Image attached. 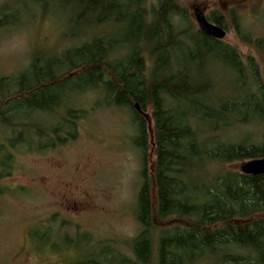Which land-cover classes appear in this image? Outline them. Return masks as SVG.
<instances>
[{
	"label": "trees",
	"instance_id": "16d2710c",
	"mask_svg": "<svg viewBox=\"0 0 264 264\" xmlns=\"http://www.w3.org/2000/svg\"><path fill=\"white\" fill-rule=\"evenodd\" d=\"M147 4L58 0L71 28L67 36L88 40L59 54L34 51L22 73L0 79V127L14 134L0 144V179L11 169L7 150L43 152L75 141L87 111L72 104L94 92L106 107L127 109L132 116V145L140 155L135 203L140 229L126 251L93 246L77 264H264V217L247 221L264 216V175L219 169L264 158L258 68L252 58L244 63L234 48L193 31L179 0ZM208 21L227 30L220 15ZM243 39L264 51L262 40ZM218 70L227 75L226 95L216 92ZM148 111L152 180L143 117ZM55 113L61 116L42 124V117ZM253 125L262 129L255 137L227 135ZM169 222L173 225L160 227ZM89 241L82 235L80 244Z\"/></svg>",
	"mask_w": 264,
	"mask_h": 264
},
{
	"label": "rangeland",
	"instance_id": "374dc122",
	"mask_svg": "<svg viewBox=\"0 0 264 264\" xmlns=\"http://www.w3.org/2000/svg\"><path fill=\"white\" fill-rule=\"evenodd\" d=\"M147 1L149 8L154 0ZM179 3L193 31L198 30L195 8L209 17L222 16L227 29L222 43L234 48L244 63L252 58L264 84V51L243 39L264 42V0ZM63 14L58 0H0V22L6 23L0 26V79L22 73L34 51L59 54L88 40L67 36L71 28ZM218 73L216 92L226 95L223 85L227 75L222 70ZM100 101V95L92 92L72 104L87 111L75 141L43 152L23 146L7 150L11 169L0 179V264H77L93 246L110 245L126 251L127 242L139 232L135 203L141 185L140 155L132 145V116L127 109L109 108ZM57 114L42 117V124L51 125L61 116ZM143 117L147 121L148 175L152 180L155 157L150 111ZM11 132L0 127V144L7 143L14 135ZM261 132V127L253 125L227 135L255 137ZM244 163L219 169L240 172ZM151 196L154 204V190ZM172 225L169 222L160 227ZM82 235L89 236L88 244H80ZM70 241L75 245L66 244Z\"/></svg>",
	"mask_w": 264,
	"mask_h": 264
},
{
	"label": "water",
	"instance_id": "95a60500",
	"mask_svg": "<svg viewBox=\"0 0 264 264\" xmlns=\"http://www.w3.org/2000/svg\"><path fill=\"white\" fill-rule=\"evenodd\" d=\"M193 17L197 24L198 30L204 36L219 41H222L226 37V31L210 23L202 13L201 9L195 8L193 10ZM240 173L251 176L264 175V158L245 162L240 167Z\"/></svg>",
	"mask_w": 264,
	"mask_h": 264
},
{
	"label": "flooded vegetation",
	"instance_id": "af4514ba",
	"mask_svg": "<svg viewBox=\"0 0 264 264\" xmlns=\"http://www.w3.org/2000/svg\"><path fill=\"white\" fill-rule=\"evenodd\" d=\"M201 11H202V10H201ZM202 13L204 14V16L206 17V19L208 20L209 16L206 15L203 11H202Z\"/></svg>",
	"mask_w": 264,
	"mask_h": 264
}]
</instances>
